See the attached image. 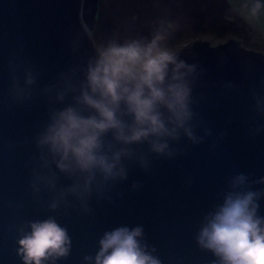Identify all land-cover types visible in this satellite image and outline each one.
I'll return each mask as SVG.
<instances>
[{
	"label": "clouds",
	"instance_id": "obj_1",
	"mask_svg": "<svg viewBox=\"0 0 264 264\" xmlns=\"http://www.w3.org/2000/svg\"><path fill=\"white\" fill-rule=\"evenodd\" d=\"M228 11L250 27L264 29V0H227ZM90 52L40 85L28 63L9 62L7 94L25 104L39 94L45 119L32 142L36 157L29 183L34 193H50L47 208L89 213L93 197L109 198L111 188L129 177L132 166L148 171L153 158L172 159L181 140L198 144L193 88L199 72L181 52L191 37L178 38L179 20L158 18L148 33L96 38L95 27L80 21ZM198 39L211 45L212 34ZM75 52L76 49L74 48ZM253 108L264 114V94L253 92ZM262 126H257L259 132ZM253 185H259L254 187ZM136 181L132 189L138 188ZM264 176L238 172L227 179L218 201L199 223L195 241L210 252V264H264ZM21 264H57L72 240L55 214L23 221L16 229ZM85 264H162L140 224H118L102 232Z\"/></svg>",
	"mask_w": 264,
	"mask_h": 264
},
{
	"label": "water",
	"instance_id": "obj_2",
	"mask_svg": "<svg viewBox=\"0 0 264 264\" xmlns=\"http://www.w3.org/2000/svg\"><path fill=\"white\" fill-rule=\"evenodd\" d=\"M97 7L98 0H0V264H21L17 227L49 214L57 215L72 240L69 255L57 264H85L83 256L94 254L102 232L118 224L142 225L162 264H210L211 253L195 241L203 214L233 174L264 176V114H255L252 99L253 92L264 94V55L234 39L216 46L198 39L181 52L199 72L193 88L196 130L204 135L209 129L202 142L181 140L183 152L153 158L148 171L132 166L109 198L93 197L89 213L62 208L52 213L50 193L32 191L37 154L32 137L46 106L39 94L25 104L11 101L8 64H31L40 85L50 83L90 52L80 19L94 27ZM133 181L138 188H131Z\"/></svg>",
	"mask_w": 264,
	"mask_h": 264
},
{
	"label": "rangeland",
	"instance_id": "obj_3",
	"mask_svg": "<svg viewBox=\"0 0 264 264\" xmlns=\"http://www.w3.org/2000/svg\"><path fill=\"white\" fill-rule=\"evenodd\" d=\"M227 0H98L96 38L114 31L121 36L147 34L158 18L179 20L178 38L212 34L219 45L236 40L244 49L264 55V29H255L228 11ZM81 21V19H80ZM207 42L208 40L199 39Z\"/></svg>",
	"mask_w": 264,
	"mask_h": 264
}]
</instances>
